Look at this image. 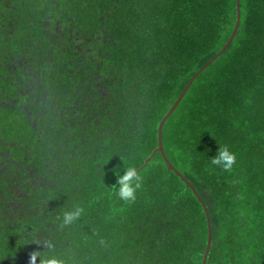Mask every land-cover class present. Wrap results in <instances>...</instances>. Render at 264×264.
I'll use <instances>...</instances> for the list:
<instances>
[{"label":"trees","instance_id":"trees-1","mask_svg":"<svg viewBox=\"0 0 264 264\" xmlns=\"http://www.w3.org/2000/svg\"><path fill=\"white\" fill-rule=\"evenodd\" d=\"M236 3L0 0V264H202L204 205L206 264H264V0H240L162 128L204 204L160 152L141 168Z\"/></svg>","mask_w":264,"mask_h":264},{"label":"clouds","instance_id":"clouds-1","mask_svg":"<svg viewBox=\"0 0 264 264\" xmlns=\"http://www.w3.org/2000/svg\"><path fill=\"white\" fill-rule=\"evenodd\" d=\"M236 154L229 150L227 146L218 148L216 154L212 156L211 163L222 168L225 171H230L236 164ZM117 179L115 183V194L120 201L126 203L135 202L137 191L141 188V175L137 172L134 165L128 166L123 172H117ZM82 209L68 210L63 213L62 223L64 225H71L80 215ZM64 264L63 260L55 255L41 257L39 254L30 256V264Z\"/></svg>","mask_w":264,"mask_h":264},{"label":"water","instance_id":"water-1","mask_svg":"<svg viewBox=\"0 0 264 264\" xmlns=\"http://www.w3.org/2000/svg\"><path fill=\"white\" fill-rule=\"evenodd\" d=\"M236 8H237V18H236V23L234 24V29L233 32L230 36V38L228 39V41L225 43V45L223 46V48L217 52L208 62H206L193 76L192 78L189 80L188 83H186L185 88L182 90V92L180 93V95L178 96V98L176 99L175 102H173V105L171 106V108L169 109V111L162 117V119L160 120L159 126H158V146L152 151L151 155L145 159L143 165L141 166V168L143 166H145L149 160L152 158V156L157 153L160 152L163 156V159L165 160V162L168 165V169L173 170L178 176H180V178L186 182L187 185H189L193 192L196 194L197 198L199 199L198 201L202 202V198L198 195V193L196 192V190L193 188V186L191 185V183L174 167V165L169 161V159L167 158L164 148H163V141H162V128L164 125L165 120L171 115V113L175 110V108L177 107V105L180 103L181 99L183 98V96L185 95L186 91L188 90L190 83L193 82V80L196 78V76L202 71L204 70L212 61H214L226 48L227 46L230 44V42L232 41V39L234 38L236 31L238 29V24L240 22V0H237L236 3ZM204 204V203H203ZM204 210L206 211V215H207V221H208V241H207V247L206 250L204 252V257L202 259V264H206V260L207 259V255H208V251L210 248V244H211V224H210V218L207 212V207L204 205Z\"/></svg>","mask_w":264,"mask_h":264}]
</instances>
